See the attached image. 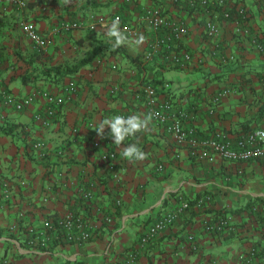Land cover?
Here are the masks:
<instances>
[{
  "label": "crops",
  "instance_id": "obj_1",
  "mask_svg": "<svg viewBox=\"0 0 264 264\" xmlns=\"http://www.w3.org/2000/svg\"><path fill=\"white\" fill-rule=\"evenodd\" d=\"M230 1L234 7L246 8L248 34L240 33L233 19L217 15L220 33L207 37L205 15L190 8L186 0H135L132 7L123 0H24V6L17 0H0V260L6 264H119L125 252L138 245L147 224L183 200L209 193L212 202L207 208L180 214L140 249L137 264H206L209 260L242 264L241 255L250 250H255L251 264H264V164L221 158L208 162L191 156L150 119L144 100L135 96L142 85H154L159 100L167 98L186 110V124L200 137L219 131L238 135L259 126L264 119V2ZM146 6H159L189 27L180 47L192 58L184 67L172 66L162 56L141 62L150 33L138 20V12ZM114 13L125 14L142 29L137 38L124 35L126 40L118 47L108 35L109 27L90 30L84 25L58 32L44 49L37 50L20 27L31 21L46 33L66 20ZM140 36L143 41L136 43ZM254 37L262 50L256 48ZM96 48L100 51L89 64L55 80L59 76L49 68L65 70ZM33 75L36 79L28 81ZM69 79L76 82L75 93L60 106L52 125L43 126L34 117L45 104L40 92L62 94ZM165 81L171 86L168 91L162 88ZM225 86L234 92L210 112V97ZM4 93L32 94L34 100L18 111L5 105ZM120 114L148 117L149 124L118 146L107 134L108 128L103 137L94 128ZM36 142L43 143L42 150L35 147ZM130 143L141 148L143 159L123 156L124 146ZM107 149L116 152L117 178L101 158ZM90 181L96 183L93 204L75 205L78 186ZM114 198L121 203L107 224L100 211L111 208ZM72 207L97 223L95 238L81 244L58 240L48 250L28 246L26 228L39 227L44 218ZM203 216L225 217L228 227L219 233L206 232Z\"/></svg>",
  "mask_w": 264,
  "mask_h": 264
},
{
  "label": "built area",
  "instance_id": "obj_2",
  "mask_svg": "<svg viewBox=\"0 0 264 264\" xmlns=\"http://www.w3.org/2000/svg\"><path fill=\"white\" fill-rule=\"evenodd\" d=\"M173 1L181 3L183 0ZM123 2L128 7L135 4L134 0H123ZM187 2L188 6L194 11H200L205 15L204 31L207 37L213 38L220 33L219 23L215 19L217 15L225 20L233 19L236 21L239 24L237 30L240 33L246 35L250 32L248 13L242 5L234 7L230 0H186ZM17 3L20 6L25 5L24 0H17ZM116 18H119L120 29L126 37L137 38L141 33L142 29L125 19L123 13H114L109 16L89 14L86 19L73 18L56 24L46 33L41 32L35 23L31 21L22 22L20 27L35 49L42 50L49 44L52 37L60 31L82 28L84 25L90 30H95L98 27L107 28ZM138 20L143 23L145 30L150 33L148 43L141 53L142 63L152 61L155 56H162L163 61L179 68L184 67L191 61V53L180 47L183 39L189 35V27L183 20L166 15L159 6L143 7L138 12ZM253 42L256 48L263 49L262 43L257 38L254 37ZM162 88L166 91L170 90V83L168 81L163 82ZM75 90V80L69 79L62 86V94L49 90L41 91L40 95L44 97L45 104L42 111L35 113V119L45 127L52 125L57 118L60 106L73 96ZM231 92H234V89L228 86L217 90L210 97V112H213V107L218 105L221 99ZM135 96L144 100L150 119L170 133L177 144L186 147L191 156L208 162H214L216 159L221 158L239 163L252 160L264 164V135H261V133H264V119L256 128L238 135L219 131L212 135L200 137L192 125L186 124V110L175 107L167 98L159 100L154 85L150 83L142 85ZM3 97L5 105L18 111L28 108L34 100L32 94L17 96L4 93ZM34 145L40 150L44 147L42 142H36ZM95 145H98V143H95ZM101 158L106 167L113 172V177L117 178L118 174L115 172L116 152L107 149L102 153ZM238 172L241 173L243 170L239 168ZM72 184H74L73 181ZM78 188L79 199L75 205L93 204L96 183L90 181V183L81 184ZM211 202V194L206 193L193 201L183 200L174 209L154 219L147 224L141 233L138 245L127 250L119 264H137L140 249L149 246L158 233L171 226L180 214L190 208L205 209ZM113 203L114 205L108 210L106 207H102L103 209L100 211L102 220L107 224L112 223L116 207L121 202L119 199H115ZM202 224L204 231L210 233H219L228 227L227 219L222 216L215 218L203 216ZM98 228L96 222L83 215L77 208L72 207L54 218H44L39 227L26 228V242L29 247L37 250H48L58 240L81 244L95 238L98 235ZM187 237L189 240L193 239L191 234ZM192 247L195 249L196 245L193 244ZM254 254L255 250H250L248 253L241 255L242 264H251ZM262 258L264 260V253ZM0 264H6V260H0ZM206 264H213V261L209 260Z\"/></svg>",
  "mask_w": 264,
  "mask_h": 264
},
{
  "label": "clouds",
  "instance_id": "obj_3",
  "mask_svg": "<svg viewBox=\"0 0 264 264\" xmlns=\"http://www.w3.org/2000/svg\"><path fill=\"white\" fill-rule=\"evenodd\" d=\"M108 35L114 37V46H120L125 42L126 38L120 29L119 18L112 21ZM143 36H140L136 43L142 42ZM149 124L148 117L132 114L128 116L114 115L111 118L102 120L94 129L101 137L105 136V129L108 128V135L112 137V141L116 145H123L127 138L135 136L137 133L146 130ZM264 135V133H261ZM123 156L130 159H143L145 153L135 144L130 143L124 146Z\"/></svg>",
  "mask_w": 264,
  "mask_h": 264
},
{
  "label": "trees",
  "instance_id": "obj_4",
  "mask_svg": "<svg viewBox=\"0 0 264 264\" xmlns=\"http://www.w3.org/2000/svg\"><path fill=\"white\" fill-rule=\"evenodd\" d=\"M134 2H135V0H134ZM124 4H125V3H124ZM125 5H127V4H125ZM85 6H86V5H83L82 7H85ZM125 19H127V18H126V15H125ZM127 20H128V19H127ZM99 51H100V48H96L95 50L88 51V52L83 56L82 59L77 60V62L75 63L74 66H71V67L69 66V68H67V69H65V70H62L59 66L51 67V68H49V69H50L51 71H53L54 74H56V75L59 76L58 78L55 79L56 81H58L59 79H61V76H62V75L70 74V73H75V72H77L82 66H85V65L89 64V63L94 59V57L99 53ZM124 55H126V54H124ZM126 56H127V55H126ZM140 56H141V55H140ZM138 58H139V56H136V57H134V58H131V60L133 61V60L138 59ZM35 79H36V75H33L32 78L29 77L28 81H33V80H35ZM21 81H22V82H25V81H26L24 75L22 76ZM257 200H258V198H254V199H253V201H257ZM253 201H252V202H253ZM250 203H251V202L249 201V202L244 206V208L248 207Z\"/></svg>",
  "mask_w": 264,
  "mask_h": 264
}]
</instances>
